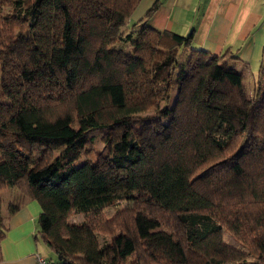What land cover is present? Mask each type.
Returning <instances> with one entry per match:
<instances>
[{
    "label": "trees",
    "instance_id": "16d2710c",
    "mask_svg": "<svg viewBox=\"0 0 264 264\" xmlns=\"http://www.w3.org/2000/svg\"><path fill=\"white\" fill-rule=\"evenodd\" d=\"M140 1L0 0V194L37 202L58 264H264V48L249 96L193 32L111 35Z\"/></svg>",
    "mask_w": 264,
    "mask_h": 264
},
{
    "label": "crops",
    "instance_id": "0c3cea01",
    "mask_svg": "<svg viewBox=\"0 0 264 264\" xmlns=\"http://www.w3.org/2000/svg\"><path fill=\"white\" fill-rule=\"evenodd\" d=\"M154 4H158L157 10L146 17ZM129 20V31L139 23L183 37L193 32L192 47L212 55L230 51L238 57L236 70L242 73L243 83L247 77L253 85L251 77L257 73L264 48V0H141ZM0 196L7 228L0 241V264H35L36 255L42 257L44 250L50 251L35 240L39 205L13 188ZM10 206L18 209L10 214ZM48 255L43 257L51 260Z\"/></svg>",
    "mask_w": 264,
    "mask_h": 264
},
{
    "label": "rangeland",
    "instance_id": "374dc122",
    "mask_svg": "<svg viewBox=\"0 0 264 264\" xmlns=\"http://www.w3.org/2000/svg\"><path fill=\"white\" fill-rule=\"evenodd\" d=\"M129 22H130V20H128V24H126L125 26H122L121 28H114V29H112L111 30V35H122V36L127 35L130 31L127 30L126 27H128L127 25H130L131 26V24ZM115 49L121 51L122 52V55H126V54L129 55V54H131V51H132V48H131V46L129 44L115 46ZM256 70L258 71V69H256ZM243 84H244V87L246 89V93L250 96L253 87L250 84V81H248V78L247 77L244 79V83ZM174 97H175V92H172V95L170 97V99H171L170 102H173ZM0 101H3L2 94H1V90H0ZM162 107H164L163 104H162ZM103 123L105 124V123H107V121H105ZM105 132H106V129H96V130H90V131H88L86 133L87 137H89V138H91L93 140V146H92V148L97 153H100L102 155H105L106 152H107V147L103 143V138H104ZM55 155L57 156V154H55ZM81 163H82V161L81 162H77L75 165H81ZM4 200H5V204L7 206V201H6V197L5 196H4ZM33 202H35V201H33ZM130 207H131L130 204H123L121 206V208H130ZM105 215H106L107 218H111L114 215V212L112 210H107V211H105ZM80 221H81V217L79 215L78 216H75L72 219V222H74V223H78ZM224 240H225V242L228 245H230L232 247H235V248H239L240 247V245L229 234H226L225 235ZM103 241H104L103 238L100 237L99 238V242L100 243H103ZM40 242L41 241H39V243ZM44 251H45V254H49L48 257H51V260L54 263H58L57 257L54 254H52V252H50L49 250H44ZM45 254L42 255V258H44L46 260H49L46 257H43V256H45ZM247 261H248L249 264H255L256 263L253 259H247ZM256 264H259V263H256Z\"/></svg>",
    "mask_w": 264,
    "mask_h": 264
},
{
    "label": "built area",
    "instance_id": "2783aa9c",
    "mask_svg": "<svg viewBox=\"0 0 264 264\" xmlns=\"http://www.w3.org/2000/svg\"><path fill=\"white\" fill-rule=\"evenodd\" d=\"M35 264H58V263H54L51 260H46V259L40 257L39 255H36Z\"/></svg>",
    "mask_w": 264,
    "mask_h": 264
}]
</instances>
